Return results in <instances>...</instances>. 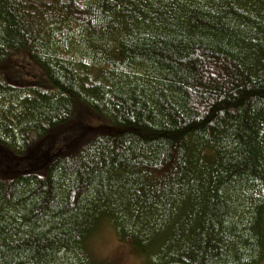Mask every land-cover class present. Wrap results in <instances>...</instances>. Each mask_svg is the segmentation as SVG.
<instances>
[{"label":"trees","instance_id":"16d2710c","mask_svg":"<svg viewBox=\"0 0 264 264\" xmlns=\"http://www.w3.org/2000/svg\"><path fill=\"white\" fill-rule=\"evenodd\" d=\"M24 50L53 89L0 72V264H105L107 226L148 264L264 262V0H0Z\"/></svg>","mask_w":264,"mask_h":264},{"label":"rangeland","instance_id":"374dc122","mask_svg":"<svg viewBox=\"0 0 264 264\" xmlns=\"http://www.w3.org/2000/svg\"><path fill=\"white\" fill-rule=\"evenodd\" d=\"M0 72L11 83L22 87H39L47 91L53 89L45 69L39 65L26 50L12 54L7 60L2 62L0 64ZM78 108L80 109V122L78 125H84L86 131H89V129H97L101 126V121L91 110L82 106ZM76 128V122L69 127L71 133H73ZM60 136L64 137L61 134ZM32 154L34 156V164L38 165L40 163V147ZM89 247L93 258L105 264H148L147 259L139 257L134 250L131 249L129 244L120 242L114 230L109 226L103 227V229L91 239ZM262 264H264V262Z\"/></svg>","mask_w":264,"mask_h":264}]
</instances>
